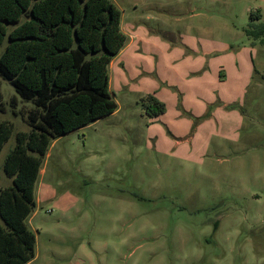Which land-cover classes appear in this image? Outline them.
I'll use <instances>...</instances> for the list:
<instances>
[{
	"label": "rangeland",
	"instance_id": "rangeland-1",
	"mask_svg": "<svg viewBox=\"0 0 264 264\" xmlns=\"http://www.w3.org/2000/svg\"><path fill=\"white\" fill-rule=\"evenodd\" d=\"M112 1L127 14L148 4ZM147 1L156 16L149 28L162 35L201 20L213 38L252 51L249 87L238 105L195 119L180 146L174 125L156 122V106L131 87L115 96L112 116L54 141L28 219L36 235L29 264H264V41L245 34L253 13L264 23V0ZM179 2L203 8V17L180 22L186 11H170ZM0 91V123L14 127L0 154L1 190L12 185L3 165L17 134L31 130L33 105L6 80Z\"/></svg>",
	"mask_w": 264,
	"mask_h": 264
},
{
	"label": "trees",
	"instance_id": "trees-1",
	"mask_svg": "<svg viewBox=\"0 0 264 264\" xmlns=\"http://www.w3.org/2000/svg\"><path fill=\"white\" fill-rule=\"evenodd\" d=\"M121 16L112 0H0V80L33 105L31 130L17 134L3 165L13 182L0 190V264L36 258L28 219L37 208L35 187L52 143L118 110L109 67L128 42ZM251 19L246 36L264 41V23L255 22L261 14ZM153 100V113L162 114L164 106ZM13 132V124L0 123V154Z\"/></svg>",
	"mask_w": 264,
	"mask_h": 264
},
{
	"label": "crops",
	"instance_id": "crops-1",
	"mask_svg": "<svg viewBox=\"0 0 264 264\" xmlns=\"http://www.w3.org/2000/svg\"><path fill=\"white\" fill-rule=\"evenodd\" d=\"M143 1L148 3L144 5L147 9L139 11L136 6L130 14L115 3L121 10V30L128 42L110 64V91L115 98L123 87L141 88L142 99L151 98L163 105L164 112L156 115V122L165 127L174 125L181 138L175 143L180 146L191 141L185 130L195 119L213 118L212 108L220 113L240 103L252 77L248 62L253 53L247 48L239 50L233 41L213 38L214 29L207 23L203 27L201 20L187 23L178 36L173 32L162 35L160 30L149 28L156 16L147 14L152 3ZM184 4L170 8L174 16L186 11L180 22L203 17V8ZM231 114L241 121L239 113ZM229 123L235 121L230 119ZM181 153L184 156L186 152Z\"/></svg>",
	"mask_w": 264,
	"mask_h": 264
}]
</instances>
